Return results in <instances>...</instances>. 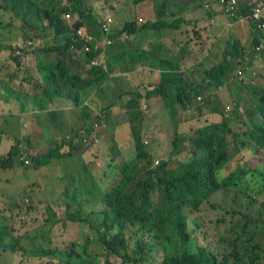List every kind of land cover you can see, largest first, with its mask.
<instances>
[{
  "label": "trees",
  "instance_id": "16d2710c",
  "mask_svg": "<svg viewBox=\"0 0 264 264\" xmlns=\"http://www.w3.org/2000/svg\"><path fill=\"white\" fill-rule=\"evenodd\" d=\"M130 1L139 7L135 16H128L120 7V0H0V8L12 12V19L20 18L26 26L21 31L23 46L16 44L18 46L15 47L14 44L0 38V55L4 57L0 60V70L3 67L8 69L12 67L11 78L24 72L21 81H28L35 88L40 86L41 89L34 93L36 98L33 100V107H45L49 102L58 99L61 101L62 96H66L74 101V106L88 109L89 105L85 101L92 94H105V83L112 82L118 75L133 70L134 67H147L145 64L147 61L152 60L156 68L157 61V70L160 72L158 82L145 84L144 92H141L139 87L134 90L120 88L115 100L104 103L103 110L94 116L95 120L100 121L103 118L104 121L105 117L112 113V107L117 104L123 106L125 98L130 101L126 121L131 124V141L135 156L132 160L123 158L120 163H116L114 170L119 169L120 178L111 188L102 193L98 186L93 189L94 195L100 196L99 203L107 200L109 205L97 210L98 202H94V198L86 199L91 200L90 208L84 206V201L78 200L74 208L66 205L67 213H64L62 224L65 225V220L87 223L98 233L104 256H118L123 262L138 264V260L132 258L126 248L124 233L126 228L131 227L140 237L136 247L138 255L144 256L142 259L146 260V264H151V259L155 258L148 257V249L160 253V257H163L161 264H258L262 256L260 251L255 249L264 248L258 243H251V238L245 239V252H241L235 242L233 251L229 254H221L201 245L197 251L191 250L193 231L189 230L188 220L190 210L201 211L205 204H211L214 208L220 207L219 204L212 202V197L220 191H227L231 196L234 193V199L241 202L239 208L235 204L231 206L225 202L221 204L226 214L240 213L239 216L244 220L243 224H240L241 230L236 235V240H242V235L251 226L264 227V220L261 217V214H264V202L256 206L254 199L255 195L264 194V92L259 95L257 91L249 88L254 99L251 105L248 98L247 101L237 94L239 82L245 79L241 76L247 74L244 64H251L253 58L259 54L264 58V46H260L261 42H264V29H258L257 21L252 17L256 3L253 0L239 2L233 10V15H229L237 22L246 21L251 25L252 45L248 47L239 38L232 37L233 43L222 52V60L205 69V76L199 80L194 79L195 71L187 68L190 74H186L185 69L181 67L189 51L181 48L172 52L175 50L166 46L161 39L162 32L180 30L184 24H188L185 16L187 7L183 4L184 6L175 10L171 8L174 0H154L150 13L144 16L140 7L149 0ZM217 2L225 7L227 0L222 3L221 0H195L194 4L199 12L207 10V18L214 13L212 9ZM96 3H99L102 9L106 8L111 12L105 20L98 16V10L95 13ZM207 3L209 7H206ZM67 14L73 17H67ZM196 21L192 31L199 38L203 36L201 32L206 30V26L203 27L199 20ZM12 26L8 22L0 23V34L4 33L5 28ZM47 26L54 29V35L41 44L40 40ZM79 29H83L84 34H79ZM107 40H110V43ZM29 55H35L36 58L51 55L53 58L44 63L38 59L34 64L25 63L24 58ZM149 64L148 67L151 69V63ZM116 68H119L120 72H116ZM35 73H39V76H31ZM230 78L234 80V86L230 84L228 92L231 94V91L232 93L235 91L240 100L232 113H226L224 107L219 109L218 98L212 99V96L218 95L215 91ZM205 83L209 86V93L205 92L208 96L206 107L211 114H221V119L207 121L190 134L188 131L181 132V123L176 113L193 107L195 96L204 93ZM17 94L27 93L19 91ZM218 96L224 101L222 95ZM24 99L21 95L20 100ZM243 104L247 109L246 115L239 109ZM164 112L168 113L171 124L169 126L171 135L168 139L171 151L158 160L156 159L158 153L152 152L151 144L145 138H151L153 135L147 133L145 124L151 129L159 120L161 121L159 124H163L166 114ZM94 123L93 126V122L90 124L82 122L73 130L70 138L56 144L48 154L30 155L24 150L27 155L25 158L24 152L20 149L21 141L15 140V145L8 152L10 156L4 157L0 166L14 167L20 160L25 165L38 168L53 158L69 157L81 147H85L84 140L88 137L92 146L94 137L99 133L97 128L100 127L98 122ZM237 128L241 130H236ZM185 140L189 143L188 158L179 159L174 163L172 156L183 152L185 146L183 147L182 143ZM110 144L107 145L108 151L114 160ZM113 145L120 147L117 140ZM244 150L250 153V157L243 152ZM253 159L256 161L253 162ZM83 167L86 173L88 168ZM90 183V188H93L91 181ZM33 185L40 184L33 182ZM79 187L75 190L77 192L84 190L86 195V187ZM154 192L158 194L155 205L152 203ZM30 197L28 195L22 204L17 202L15 209L13 204L4 209L14 213L18 210L19 216L20 211H24L25 215L31 213L29 219L37 220L38 217L33 216L37 212L32 203L33 198ZM244 200L246 202L242 204ZM51 214L55 217L52 222L50 220L53 217L45 211L43 218H46L45 222H49L48 225L53 227L55 225L52 223H57L61 215L52 212ZM13 215L11 214L9 218L11 219ZM237 218L238 216L230 221L232 227ZM15 228V225L8 226L0 221L2 241L0 248L3 246V249H0V257L9 252L8 250L15 254L19 252L22 260L30 253L39 252L41 258L50 257L54 261L61 258L65 259L66 264H91L90 260H96L99 256L89 252V241L80 245V249L73 246L70 250H57L51 247V242L36 240L40 232L36 235L33 233L34 236L31 237L30 230L22 234L23 232ZM41 235L42 239L45 238L44 233ZM230 256L234 260L231 261Z\"/></svg>",
  "mask_w": 264,
  "mask_h": 264
},
{
  "label": "rangeland",
  "instance_id": "374dc122",
  "mask_svg": "<svg viewBox=\"0 0 264 264\" xmlns=\"http://www.w3.org/2000/svg\"><path fill=\"white\" fill-rule=\"evenodd\" d=\"M195 0H174L171 4V8L177 10L181 8V6L187 7L186 12V18L188 20L187 25H183L180 30H171V31H165L162 32L161 39L164 41V44L166 46H169L170 49H174L176 52L181 48H185V50L188 52L186 53V57L184 59V63H181L182 69H185L186 74H190L189 70L187 68H190L194 72V79H201L205 76V69L211 67V65H215L216 63H219L223 56L222 52L233 43V39H231L233 36H236L240 39L242 43H245L248 47L252 45V36L249 32L250 27L247 26V22H240L235 21L233 18H230L226 12L221 11L218 6L214 7L212 10L215 12L214 17L216 21L214 23L208 24V20L206 16H208L207 10H199L195 7L194 4ZM154 0H149L146 4L142 5L140 7V10L144 13L143 15L146 16L150 13V8L154 5ZM184 4V5H183ZM119 5L122 9H124L128 16H135L137 15V9L139 10V7L137 8L136 4H132L130 0H120ZM95 13L97 10L99 11L98 16L101 18V20H105L107 16L111 15V12L107 10L106 8L102 9L99 3H96L95 5ZM12 12L6 11L2 8H0V23H11L12 27H7L4 30V33L0 34V38L3 39L6 42H10L14 44V46H18L16 44H19L20 46H23L24 43L23 37L21 34V31L25 29V24L21 21L20 18L14 17L12 19ZM203 16V20H201V16ZM142 16V15H141ZM142 16V17H144ZM73 17L72 15L70 18ZM35 20V19H34ZM196 20H199V24L201 26H206V30H202V37L196 36L192 31V26L197 22ZM201 20V21H200ZM228 20L230 21V24H228ZM17 21V23H16ZM114 22V20H113ZM112 22V23H113ZM46 23V22H45ZM115 23V22H114ZM18 24V27H17ZM19 27L21 28L19 30ZM46 27V26H45ZM220 27L223 29L225 27V32H218ZM248 27V28H247ZM248 35H247V30ZM251 30V29H250ZM218 32V33H215ZM212 36H210V35ZM54 35V29L47 26L46 30L44 31V36L41 38L40 42L41 44L46 39V41L50 38H52ZM230 38H229V37ZM45 37V38H44ZM17 40V41H16ZM191 40V41H189ZM195 40V41H194ZM15 42V43H14ZM21 42V43H20ZM201 42V43H200ZM101 44V42H99ZM261 44L264 46V42H261ZM147 45V44H146ZM18 54V52L16 53ZM169 56V55H168ZM38 58L35 57V55H29V57H25L24 61L25 63L29 62L30 64H34V62ZM103 59V58H102ZM12 61V60H11ZM151 63V69L154 68L153 61H147L145 64L147 66H150ZM245 68L247 69V74L241 77H244V80H241V83L239 82L238 87V96L244 97L246 100L247 98L250 100L253 104L254 99H252L251 90L253 89L257 91V94H262L264 92V58L261 54L257 55L256 58H253L251 64L245 65ZM155 67L153 71L151 69H146V73L143 71L144 67H139L137 70V73L133 71H130V73H123L122 75H118L115 80L112 82H107L104 85L106 86L105 94H92L90 96L91 100L88 102L89 98L86 100L89 104L88 110H89V119L88 116H84L86 124H90L93 122H98L99 126L97 131L99 132L96 137H94V143H98V145L102 144L104 146H107L110 143L115 142V140L118 141L120 144L119 148L116 147V145L110 144V149L112 156L114 157V160L110 156V152L107 153V161L109 162L108 166H104V162H100L93 165L95 161L90 162V168L86 173L83 171V175H78L76 177L75 174L74 177L72 175L67 174L65 176V171H63L62 166L61 170L59 172H53L52 166H58L60 165L58 161L53 158L50 162L46 163L45 166L48 167V172H44V168H35L33 165H25L20 160L17 161V164L13 168H4L0 170V187L1 189L4 188L3 193L0 192V221L1 223L8 224V226L15 225L16 230L23 232H28L30 230V236L33 237L37 234V232H40L41 234H45V238L42 239V235H39V238H36V240H45V242H51L50 245H52V248H57V250H70L73 246L76 249H80V245H84L86 241H89L90 245L88 247V250L91 254H98L99 256L96 258V260H90L91 264H94L93 262H98L99 264H108L110 262L111 264H133L128 262H123L122 259L118 256L109 255L108 257H105L102 253V246L98 239V233L90 228V226L85 222H73L70 220H65V225L62 224V218L65 217L64 213L66 212V205L69 206V208H74L76 206V202L80 199L82 201H86L85 199H93L94 202H98V205L96 209H102L109 205L107 203L108 201L105 200L104 203L100 202V196L97 197V195H94L93 189L95 188L93 184H96L100 189L101 192L107 191L109 188H111L116 181L120 178L119 177V169L114 170V166H116V163H120L123 158H134V148H133V141H131L132 136V130H131V124L128 122L126 123V112L128 110V106L130 104V101L128 98H125L124 105L117 104L113 110L114 112V119L115 122H107L106 126H103L101 124H104L103 121H98L94 119H90L93 117V115H97L100 111L103 110L101 107L105 100L107 102L114 101L117 92H119L120 88H126V89H132L139 87V90L141 92H144V85L158 82L160 76L159 71L157 70V61H155ZM6 70L4 72L7 73L4 76L5 79H7V74L13 72V68L6 67ZM116 72H120L119 68H116ZM155 70V71H154ZM156 72V75L155 73ZM238 72V71H236ZM132 73V74H131ZM22 77L24 75V72L19 73ZM18 74V75H19ZM17 75V76H18ZM16 76V78H17ZM17 81V80H16ZM140 81V85L137 84ZM18 82V81H17ZM234 80L229 79L225 81V84L222 87H219L218 91H215L218 95H222L224 98V101H222L221 97L218 95H213L212 99L218 98L219 101V109L225 108L226 113H232L235 109V104L237 105L238 101L240 100L239 97H237V94L235 91L231 94L228 92L229 88L228 86L231 84L233 85ZM234 86V85H233ZM214 87V86H213ZM212 88V86H210ZM236 90V91H237ZM207 90H204V93H202V98L199 99L195 96V103L192 108L186 111H179L176 113L181 126L180 130L182 131H188V134L191 133V131L199 128V126H202L207 121H214V120H220L221 114L214 113L211 114V112L206 107V98H208L207 94L205 93ZM250 91V92H249ZM203 92V91H202ZM240 94V95H239ZM85 101V102H86ZM248 101V100H247ZM86 102V103H87ZM103 102V103H102ZM106 102V103H107ZM154 102V101H153ZM152 102V103H153ZM157 104V103H156ZM157 107V105H156ZM229 107H231L229 109ZM241 113L247 114L246 106L243 104V106L239 107ZM179 110V108H177ZM80 109H78L77 114H81ZM112 112V113H113ZM166 112H164L165 114ZM162 114V110H161ZM26 112H23L21 114V118L23 117L24 120L29 119L31 120L29 123V126H33L36 124L35 118L33 116H25ZM163 116V115H162ZM161 116V117H162ZM211 116V117H210ZM67 118L66 116H63L62 118L58 116H55V122L56 129L62 128L63 122ZM169 115L168 113L165 114V120L162 121L163 124H159L161 122H157V124L154 123V126L152 129L150 126L145 124V130H147V133L150 132L152 135L151 138L145 137L147 142L151 144V150L153 153H158L156 156V159L160 160L162 157L168 155V153L171 151V144H169V138L171 135V132L169 130L170 120L168 119ZM62 119V120H61ZM70 119V118H67ZM79 119V116H78ZM167 119V121H166ZM10 121H12V117L9 118ZM107 120V116L105 117L104 122ZM153 122L152 120H150ZM166 121V122H165ZM168 122V123H167ZM78 123V120H73L74 126ZM80 123V122H79ZM78 123V125H79ZM235 123V122H234ZM17 124V123H14ZM13 121L11 124V131L14 129H18V125L15 127L13 126ZM61 125V126H60ZM162 125V127L160 126ZM238 127V122L237 125ZM67 127V126H66ZM78 127V126H77ZM76 127V128H77ZM3 129H6V126L3 127ZM236 130H241L240 128H237ZM39 131L36 129L34 132ZM130 131V132H129ZM25 132V131H23ZM15 133V132H11ZM69 133V132H68ZM146 133V134H147ZM70 134V133H69ZM154 138V140H152ZM42 139L40 138L35 143L38 146H43V153L48 154V152L52 151L56 144L58 142H54V145L47 147L45 144L42 143ZM60 141V139H58ZM23 141H26L25 139H22ZM90 137H88L86 140H84L85 148L89 149L90 146ZM25 144V143H24ZM168 144V145H167ZM183 144V152L181 154H173L172 158L174 163L177 160H186L188 158L189 151L187 148H189L187 145H189L188 141L185 140ZM27 147V145L25 144ZM38 147V148H40ZM36 148V150L38 149ZM108 149V146H107ZM78 152V150H77ZM248 157H250V153H247L245 150L243 151ZM100 154V152H98ZM28 154H30V151H28ZM26 156V154H25ZM65 158V157H63ZM68 158V157H67ZM155 159V161H156ZM251 159V158H250ZM113 160V163L112 161ZM256 160L253 159V162ZM252 162V164H254ZM83 165H87V163H83ZM174 167V166H173ZM67 172V171H66ZM4 175V176H2ZM91 178V179H90ZM89 181L92 182V187H87V194L85 195V191L77 192L74 190L72 185H76L77 183H89ZM33 182H38L39 186H34ZM68 185H71V187ZM91 186V183H90ZM8 192H6V189ZM13 190V191H12ZM98 191V190H96ZM99 193V194H100ZM153 193V192H152ZM155 194L152 196V203L155 205L158 199V194L154 192ZM33 198L32 202L35 205V210L37 212L34 218L38 217V219L30 220L29 216L31 213H26L24 211H20L21 216L18 215V210H15L14 212H11L9 210H5L4 208L8 205H14L20 203L22 204L26 197ZM96 196V197H95ZM233 197V198H232ZM235 194L232 193V196L229 194V192H219L217 195L212 197V202L214 204H219L220 207L214 208L211 204H205V206L202 208L201 211H189V230L193 231V239L190 242V249L193 251H197L198 247L201 246H207L208 248L215 250L221 254L226 253L229 254L233 251V244L234 242L238 246V249L241 252H245V239L251 238V243H258L260 244L261 248H264V227H255L251 226L248 228L247 232L242 235V240H236V235L240 233V224L242 225L244 220L241 218L240 213L236 214H226L225 211L222 209L221 204L224 202L228 205L235 204L237 208L241 204H239L240 200L237 201L234 199ZM255 204L256 206L260 205L262 202H264V194L255 195ZM59 201V202H58ZM67 201V203H66ZM9 202V203H8ZM58 202V203H57ZM246 200L242 202L244 204ZM241 203V202H240ZM89 203L85 204L86 208L89 207ZM244 206V205H243ZM245 209V206H244ZM47 210H49L47 212ZM241 210V209H240ZM48 213L51 217L54 216L52 213H57V215H61L59 221L57 223H52V225H55L51 227L49 222H45L46 218H43V212ZM14 213V215H13ZM13 215V217L10 219L9 216ZM40 214V215H39ZM235 216V217H234ZM238 216L237 220L234 221V226L232 227L230 225V221L235 220ZM28 217V218H27ZM262 220H264V214H261ZM27 218V219H26ZM55 220V217L51 218L50 222ZM21 222V223H20ZM57 224V225H56ZM39 226V228L37 227ZM207 235H206V232ZM125 240H126V248L128 254L136 260H138V264H146V260H143L142 258L144 256L138 255V249L136 247L137 240H140L139 235L133 230V228L128 227L126 228V231L124 233ZM49 236V237H48ZM222 238V240H219ZM148 241V237H146ZM0 241V245H1ZM31 242V241H30ZM29 242V243H30ZM49 246V245H47ZM3 249V246L1 247ZM0 248V249H1ZM256 251H260V260H258V264H264V249L261 250L258 247L255 249ZM9 252H6L5 255H2L0 257V264H66L65 259L60 260L45 257L41 258V253H30L25 256L22 260V256H20L19 252L16 254L10 250ZM155 256V258L151 259V264H161V261L163 257H160V253L157 254V251H150L148 249V257ZM107 258L109 261H107ZM230 260H234L232 256L229 257ZM245 259H247L246 256H244ZM142 259V260H141ZM150 264V263H148ZM231 264V263H230Z\"/></svg>",
  "mask_w": 264,
  "mask_h": 264
},
{
  "label": "crops",
  "instance_id": "0c3cea01",
  "mask_svg": "<svg viewBox=\"0 0 264 264\" xmlns=\"http://www.w3.org/2000/svg\"><path fill=\"white\" fill-rule=\"evenodd\" d=\"M253 1L256 4L258 3L262 4L264 7V0H253ZM217 4L220 7L219 9L223 11L220 3L217 2L216 5ZM215 7L217 8V6ZM214 13L212 15H209V17H207L208 24L214 23L216 21L214 17ZM240 22H246V21H240ZM227 23L230 24V21L228 20ZM246 24L251 29V25L248 24V22ZM250 29H249V32L251 34ZM224 30H225V27L223 29L220 27L218 32L220 31L225 32ZM218 32H215V33H218ZM247 35H248V30H247ZM233 37L237 38L236 36H233ZM3 58L4 57L0 55V60ZM52 58L53 57L51 55H43V56H40L38 60H41L44 63L45 61H49ZM139 67H142V66L134 67L133 70H130V71H133L132 73L134 72L137 73V70H139L138 69ZM144 68L145 69L143 71L145 73H146V69H150V67L148 66ZM4 70H6L4 67L2 68V70H0V163L4 160V157L10 156L8 152L15 145L16 143L15 140H20L21 143H22V139L26 140V141H23V143L20 145V149L24 152L23 157L26 158L27 156V155L25 156V151L26 153L30 151V155L39 154V153L41 154L43 153L44 148L43 146L40 147L36 145L35 143H37V141L35 140H39L41 138L42 143L45 144L46 142L45 146L47 147L54 145V142L62 143L63 140L68 139L72 136L73 130H75L77 126H80L82 122H85L84 116H88V119H89V115H90L89 110L84 107L83 109L82 108L80 109L74 106L75 105V103H73L74 101H72L71 99H68L66 96H62L61 101L58 99L55 102H49V104H47V106L45 105V107H41V108L33 107L34 105L33 100L34 98H36L34 93L37 92V89L38 90L41 89L40 86L38 88L37 87L35 88V86L33 87L28 81H25V82L21 81L20 74L18 76L16 75L17 78L16 77L11 78V75H10L11 73H9L7 74V79H5L3 75H5L7 71L5 73ZM130 71L124 72V73H130ZM154 73L156 75V72ZM33 75L39 76V73L31 74V76ZM137 85L138 86L140 85V81ZM204 90H207L206 92L209 93V86L206 83L203 85V91ZM19 91L27 93V94H24V95L17 94V92ZM21 95L22 97L25 98L23 101L20 100ZM200 97L202 98V95ZM90 100L91 98L89 97L88 102ZM106 102L107 100L104 101V103ZM104 103L101 106L102 108H104ZM40 104H43V103H40ZM114 108L116 107L115 106L112 107V112ZM78 109L82 110L80 115L77 114ZM23 112H26V115H25L26 117L33 116L35 118L34 122H36V124L30 127L28 122H30L31 120L29 119L24 120L23 117L21 118V114ZM58 115L61 118L63 116H66L67 118H70V119H67L64 117L63 118L65 119L63 122L64 125L63 126L60 125L62 128L56 129V127L54 126V124L56 125V122L54 120H55V116H58ZM78 116H79V119H78ZM94 116L95 114L90 119H93ZM10 117H12L13 119L12 120L13 124L17 123V124H14L13 126L15 127L16 125H18V129H14L13 131H11L15 133L10 132L11 124H12V121L9 120ZM73 120L75 121L78 120V123L80 122L79 125L77 123L76 126H74ZM101 121H103V118H101ZM110 121L115 122L114 112L111 113L107 117V120L105 122L103 121L104 124H101L102 127L106 126L107 122H110ZM4 126H6V129H3ZM36 129H38L39 131L34 132ZM58 139H60V141ZM24 143L27 145V147L25 146ZM36 148L38 149L36 150ZM187 150H189V148ZM98 152H100V154ZM108 152L109 151L107 149V146H104L102 144L98 145V143L96 144L93 143L92 146L89 147V149H86L85 147H81L78 150V152L75 151L73 155H70L69 157L67 156L68 158L67 157L62 158V159L55 158L60 165L52 166V169H53V172H59V171H62L60 167L62 166L63 171H65V176L70 173V175H72L73 177H74L73 174H75L77 177L78 175H83L82 174L83 171L85 173V169L83 166H87L88 170L89 169L91 170L89 166H90V162L92 161H95V163L93 164L94 166L100 162H104L105 164L104 166H108L109 162L106 159ZM83 163H87V165H83ZM45 165L38 167V168L40 169L44 168V172H48V167ZM9 168H13V167H9ZM2 169H4V167L0 166V170ZM88 170L86 169V171ZM2 171H4V174H5V170H2ZM93 185L94 187L97 186L96 184H93ZM69 186L71 187V185H68V187ZM72 186L74 190L77 189L79 186L80 187L85 186L87 188V187H90V181L89 183L79 182L76 185H72ZM3 191H4V188L1 189L0 187V192L3 193ZM6 192H8L7 189H6ZM90 201L91 200L84 201L85 202L84 206L86 203H90Z\"/></svg>",
  "mask_w": 264,
  "mask_h": 264
},
{
  "label": "built area",
  "instance_id": "2783aa9c",
  "mask_svg": "<svg viewBox=\"0 0 264 264\" xmlns=\"http://www.w3.org/2000/svg\"><path fill=\"white\" fill-rule=\"evenodd\" d=\"M244 1L250 2L249 0H227L225 7H223L222 5H221V7H222V10L227 13L228 16L229 15L231 16V15H233V10H235V6L238 5L239 2H244ZM222 2H224V0H221V3ZM206 7H209L208 3L206 5ZM68 16H70V14H67V17ZM252 17L257 21L256 27L258 29H264V20H262V18L264 17V7L262 4L258 3L253 7ZM106 29L107 28H105V30ZM78 33L84 34L83 29H79ZM88 38H90V36ZM107 41L110 43V40H107ZM260 46H263V45H260ZM86 49L88 50L89 48L86 47ZM198 98L201 99L200 96ZM230 108L231 107H229V109ZM26 162L29 163L28 160H26Z\"/></svg>",
  "mask_w": 264,
  "mask_h": 264
}]
</instances>
